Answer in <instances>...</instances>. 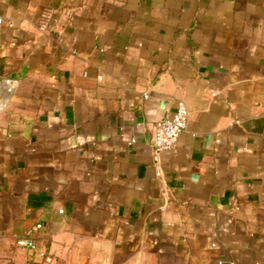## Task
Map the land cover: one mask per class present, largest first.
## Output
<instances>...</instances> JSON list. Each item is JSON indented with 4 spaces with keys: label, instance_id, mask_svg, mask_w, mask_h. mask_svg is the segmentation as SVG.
I'll return each instance as SVG.
<instances>
[{
    "label": "crops",
    "instance_id": "1",
    "mask_svg": "<svg viewBox=\"0 0 264 264\" xmlns=\"http://www.w3.org/2000/svg\"><path fill=\"white\" fill-rule=\"evenodd\" d=\"M0 19V264H264V0H0Z\"/></svg>",
    "mask_w": 264,
    "mask_h": 264
},
{
    "label": "built area",
    "instance_id": "2",
    "mask_svg": "<svg viewBox=\"0 0 264 264\" xmlns=\"http://www.w3.org/2000/svg\"><path fill=\"white\" fill-rule=\"evenodd\" d=\"M2 20L0 19V22ZM190 110L184 101H179L177 109L172 117L161 118L156 122L153 137L154 159L159 162L161 153L175 147L179 141L180 135L188 128ZM42 225L38 224L37 228ZM34 230H29L24 237L18 239L20 247L36 251L38 245L33 238Z\"/></svg>",
    "mask_w": 264,
    "mask_h": 264
}]
</instances>
